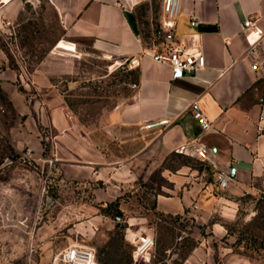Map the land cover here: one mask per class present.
<instances>
[{
	"label": "rangeland",
	"instance_id": "374dc122",
	"mask_svg": "<svg viewBox=\"0 0 264 264\" xmlns=\"http://www.w3.org/2000/svg\"><path fill=\"white\" fill-rule=\"evenodd\" d=\"M161 2L149 0L138 9L148 46L166 41ZM63 40L64 27L50 0H21L18 12L7 13L0 23L1 67L22 74L18 87L26 99L43 102L56 95L74 132L88 138L107 159L125 163L138 155V168L154 169L119 189H108L97 179L96 166L83 169L85 159L56 142L57 132L45 124L39 125L43 150L33 155L27 145L18 146L23 118L0 94L2 264H51L72 244L96 248L108 264L129 258L132 264H223L229 254L237 255L239 264H264V189L215 188L222 211H214L205 224L197 221V210L189 209L180 218L156 212L155 197L172 186L162 175L163 167L187 164L204 178L210 168L194 156L176 153L162 161L154 157L153 165L146 167L142 151L156 135L145 136L111 119V112L136 90L134 67L117 56ZM144 238L152 239L149 247H144Z\"/></svg>",
	"mask_w": 264,
	"mask_h": 264
},
{
	"label": "crops",
	"instance_id": "0c3cea01",
	"mask_svg": "<svg viewBox=\"0 0 264 264\" xmlns=\"http://www.w3.org/2000/svg\"><path fill=\"white\" fill-rule=\"evenodd\" d=\"M50 1L59 13L64 40L76 47L117 56L118 60L139 61L133 66L138 71L136 90L111 112V119L145 136L156 135L142 151L146 167L153 165L152 158L160 157L162 161L171 153L196 157L191 146L185 153L178 151L191 140L208 145L207 158L202 160L211 170L208 178L187 164L162 168V175L172 186L155 197L158 211L183 214L196 203L197 221L207 223L214 211H222V198L215 190L221 189L218 172L231 175L227 188L232 190L264 189V133L257 131L264 110V0H181L180 14L172 27L162 26V11L161 28L166 41L153 46L143 41L138 14L139 6L149 0ZM20 6L21 0L0 1V23L7 13L16 14ZM192 15L198 18V26L191 24ZM248 18L256 22L255 29L261 33L255 57L246 54V34L251 28L244 30L243 25ZM177 43L199 45L206 58L205 67L195 74L174 75L168 65L144 54ZM3 59L0 53V94L23 118L17 130L18 146L27 145L33 155L41 153L39 125H48L57 132L54 140L74 156L83 157L86 171L96 166L93 170L97 179L113 190L154 169L138 168V155L125 163L107 159L88 138L74 132L72 120L56 95L43 102L26 99L18 87L23 83L22 74L8 66L1 67ZM255 62L260 68L253 69ZM197 108L210 122L205 130L194 116ZM213 231H220L218 224L213 225ZM239 263L237 255L229 254L223 264Z\"/></svg>",
	"mask_w": 264,
	"mask_h": 264
},
{
	"label": "built area",
	"instance_id": "2783aa9c",
	"mask_svg": "<svg viewBox=\"0 0 264 264\" xmlns=\"http://www.w3.org/2000/svg\"><path fill=\"white\" fill-rule=\"evenodd\" d=\"M181 10V0H162V11H163V22L162 26L164 28H170L174 25L175 20L180 14ZM199 20L196 16H191V24L193 26L199 25ZM256 22L252 18H248L244 21V30H251L246 34L248 40V48L246 54L255 57V52L258 47L259 39L261 33L255 29ZM145 55H149L154 61L161 64L168 65L172 73L177 75L181 74H195L197 71L203 69L206 65L205 55L199 45L188 46L185 43H177L174 45L169 44L163 49L144 52ZM132 66L139 65L137 59H132L130 61ZM253 69L260 68L258 62L253 63ZM194 116L199 121L200 126L203 130L209 128L210 122L208 118L203 114L200 109L194 110ZM257 131L261 134L264 133V110L261 111L258 122ZM188 146L192 148V154L198 159L205 161L208 154V145L203 142H197L191 140L188 144L183 145L179 148V152L185 153L188 150ZM217 183L221 189L228 187L231 175L227 172H218ZM192 210H197L198 205L194 203L191 207ZM147 244L145 246H150L152 239L147 238ZM145 241H143L144 245ZM144 246V247H145ZM148 251V250H147ZM146 251V252H147ZM148 253V252H147ZM149 261V257H145ZM51 264H100L97 260L96 248L87 245L72 244L62 250H60L52 260Z\"/></svg>",
	"mask_w": 264,
	"mask_h": 264
},
{
	"label": "trees",
	"instance_id": "16d2710c",
	"mask_svg": "<svg viewBox=\"0 0 264 264\" xmlns=\"http://www.w3.org/2000/svg\"><path fill=\"white\" fill-rule=\"evenodd\" d=\"M133 67H131V69H132ZM133 71V70H132ZM135 72L137 73V80H138V71L137 70H135ZM137 80H136V82H137ZM136 82H135V84H136ZM116 203L115 202H110L109 203V205L110 206H112V205H115ZM153 208H154V210L156 211V212H158L159 214H162V215H169V216H174L175 218H180V216L182 215V214H175V215H173V214H166V213H163V212H160V211H158L157 210V208H156V202L154 201V204H153ZM109 213V212H108ZM121 213V210H119L118 211V214H120ZM109 214H111V213H109ZM112 217H118V215H116V214H112ZM97 260H98V262L100 263V264H108V261H103L102 260V258L100 257V255H99V253L97 252ZM151 260V258L149 259V261ZM119 264H132V261H131V259L129 258V259H126V260H121L120 262H119Z\"/></svg>",
	"mask_w": 264,
	"mask_h": 264
},
{
	"label": "bare ground",
	"instance_id": "6f19581e",
	"mask_svg": "<svg viewBox=\"0 0 264 264\" xmlns=\"http://www.w3.org/2000/svg\"><path fill=\"white\" fill-rule=\"evenodd\" d=\"M63 41H64V40H63ZM59 45H60V44H59ZM68 47H70V46H68ZM146 240H147V238H144V239H143V241H145L144 246L147 244V241H146Z\"/></svg>",
	"mask_w": 264,
	"mask_h": 264
},
{
	"label": "water",
	"instance_id": "95a60500",
	"mask_svg": "<svg viewBox=\"0 0 264 264\" xmlns=\"http://www.w3.org/2000/svg\"><path fill=\"white\" fill-rule=\"evenodd\" d=\"M177 75H181V73H178Z\"/></svg>",
	"mask_w": 264,
	"mask_h": 264
}]
</instances>
